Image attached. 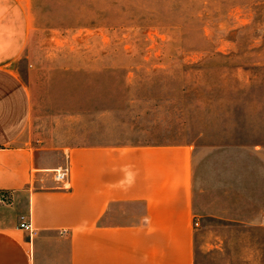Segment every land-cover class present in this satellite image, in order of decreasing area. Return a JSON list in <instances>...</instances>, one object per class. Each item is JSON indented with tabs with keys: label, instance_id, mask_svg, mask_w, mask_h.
Here are the masks:
<instances>
[{
	"label": "rangeland",
	"instance_id": "rangeland-1",
	"mask_svg": "<svg viewBox=\"0 0 264 264\" xmlns=\"http://www.w3.org/2000/svg\"><path fill=\"white\" fill-rule=\"evenodd\" d=\"M32 91L33 145L264 148V0H0ZM0 193V204L9 198ZM217 261L264 264L263 235L211 224Z\"/></svg>",
	"mask_w": 264,
	"mask_h": 264
},
{
	"label": "crops",
	"instance_id": "crops-1",
	"mask_svg": "<svg viewBox=\"0 0 264 264\" xmlns=\"http://www.w3.org/2000/svg\"><path fill=\"white\" fill-rule=\"evenodd\" d=\"M0 4V264H229L211 224L264 237V148L245 144L48 147L27 139L32 91ZM66 168L67 180L55 172ZM27 222L30 232L21 228ZM264 242V239H263Z\"/></svg>",
	"mask_w": 264,
	"mask_h": 264
},
{
	"label": "built area",
	"instance_id": "built-area-1",
	"mask_svg": "<svg viewBox=\"0 0 264 264\" xmlns=\"http://www.w3.org/2000/svg\"><path fill=\"white\" fill-rule=\"evenodd\" d=\"M67 175H68V171L66 168H64V169H61V170L55 172L54 178L57 182L64 183L67 180ZM20 227L29 231V232L31 231L30 225L27 222H22L20 224Z\"/></svg>",
	"mask_w": 264,
	"mask_h": 264
}]
</instances>
